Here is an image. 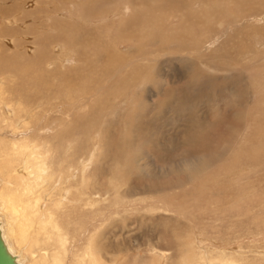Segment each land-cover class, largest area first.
I'll use <instances>...</instances> for the list:
<instances>
[{"label":"rangeland","instance_id":"1","mask_svg":"<svg viewBox=\"0 0 264 264\" xmlns=\"http://www.w3.org/2000/svg\"><path fill=\"white\" fill-rule=\"evenodd\" d=\"M0 10V79L30 113L0 124V202L38 211L26 264L62 234L66 264H264V0Z\"/></svg>","mask_w":264,"mask_h":264},{"label":"bare ground","instance_id":"2","mask_svg":"<svg viewBox=\"0 0 264 264\" xmlns=\"http://www.w3.org/2000/svg\"><path fill=\"white\" fill-rule=\"evenodd\" d=\"M195 4V3H194ZM181 5V4H180ZM2 6V5H1ZM32 5H30L31 7ZM1 11V10H0ZM50 16V15H49ZM2 17V16H1ZM116 17V16H115ZM16 18V17H15ZM146 24V23H145ZM147 25V24H146ZM147 29V28H146ZM145 29V30H146ZM145 32V31H144ZM145 34V33H144ZM153 34V33H152ZM154 35V34H153ZM151 35V36H153ZM160 35V34H159ZM147 36V35H146ZM161 36V35H160ZM155 37V35H154ZM147 38V37H146ZM153 38V37H152ZM149 40L151 39L150 38V35H149ZM157 39V38H156ZM153 40V39H152ZM165 41V40H164ZM149 42V41H148ZM147 43V42H146ZM182 44V43H181ZM1 49V47H0ZM2 50V49H1ZM2 61V60H1ZM54 65V64H53ZM52 65V66H53ZM51 67V66H50ZM37 76V75H36ZM9 78V77H7ZM39 79V78H38ZM0 124H2L3 122H5V124H11L12 121H14V119H17V118H20V117H26V116H29L30 113L28 111V109H26V106L25 104L22 103L23 101V97L21 94L17 95V100H15V95L14 94V91L12 89V87H14L15 85L13 84V82L10 84L9 82H7L6 80V77H3L2 79H0ZM13 79H10V81H12ZM27 80V79H26ZM16 81V80H15ZM35 82V81H34ZM60 85V84H59ZM25 86V85H24ZM52 87V86H51ZM35 90V89H34ZM50 91V90H49ZM56 91V90H55ZM48 92V91H46ZM38 93V92H37ZM50 93V92H49ZM52 93V92H51ZM50 93V94H51ZM56 95V93L54 94ZM57 96H60V95H57ZM70 98V97H69ZM56 99V98H55ZM60 99V98H59ZM25 101V99H24ZM43 101V100H42ZM61 101V100H60ZM59 101V103H60ZM45 103V102H44ZM48 103V102H47ZM40 104V103H39ZM46 104V103H45ZM47 105V104H46ZM58 105V104H57ZM39 106V105H38ZM50 106V105H49ZM8 107H11L12 109L8 108ZM30 107V106H29ZM37 107V106H36ZM35 108V107H34ZM45 108V107H44ZM53 108V107H52ZM55 108V107H54ZM30 109V108H29ZM37 110V109H35ZM40 110V109H39ZM38 111V110H37ZM7 112V114H6ZM35 112V111H34ZM33 112V113H34ZM40 112V111H39ZM42 112V111H41ZM14 113H15V117L10 119H8L7 115L9 117H13L14 116ZM32 113V112H31ZM33 113H32V116H33ZM47 112H45L46 114ZM50 113H52V111H50ZM62 113V112H61ZM38 114V113H37ZM48 114V113H47ZM69 114V113H68ZM67 115V114H66ZM63 116V115H61ZM43 118V117H42ZM47 118V117H46ZM35 119V118H34ZM53 119V118H52ZM29 122H27L26 124H28ZM35 122H33V125H34ZM13 124V123H12ZM17 124V123H16ZM31 125V123H30ZM15 127V124L13 125ZM18 126H21V125H18ZM29 128V127H28ZM16 129V128H15ZM18 129V128H17ZM18 145V144H16ZM15 145V149H18V147ZM22 148H24L23 153L25 151H27L28 149H30L29 147H27V145H22L21 146ZM29 151V150H28ZM45 153V152H44ZM40 154V153H39ZM23 156V155H22ZM21 156V157H22ZM25 156V155H24ZM45 157V156H44ZM29 158V157H28ZM34 158H38L37 156L34 157ZM30 159V158H29ZM19 160V159H18ZM47 160V159H45ZM49 161V160H48ZM44 162V161H43ZM47 162V161H45ZM7 164H10V162H6ZM14 164L16 163L15 161L13 162ZM52 171V170H51ZM18 173H22V171H19ZM31 177H34V174H31L30 175ZM22 180H24V183H21L22 185H28L30 184V182H32L31 180H29V178L27 177H23L20 178ZM18 181V180H17ZM2 182V181H1ZM22 182V181H20ZM27 183V184H25ZM34 184V183H33ZM2 185V184H1ZM20 186V185H19ZM37 187V186H36ZM21 188V187H20ZM22 189V188H21ZM30 191V190H29ZM17 201H18V198L17 196H11V200H10V203H9V208L6 206V203L3 202L1 203L0 202V235H1V238H2V241L4 242L9 254L15 259V262L17 264H26V260L24 259V257L22 256V250L19 252L17 251L15 248L16 246H14L13 244V240L14 238L16 237V241L19 240L21 241V243H25L28 238H29V235L32 236V233H31V229L30 228H33L31 224V220H32V217L34 216L33 213H36L38 214V211H35V207H31L30 204H28L26 206V209L25 211L22 213H19V211L17 210L16 208V204H17ZM23 206V204H22ZM5 210H9L8 213H6ZM20 209V208H19ZM11 213H15L16 216H18V221L16 219H14L12 217V215H10ZM51 216L50 219H48L49 221V224L47 225H43L44 224V221L42 220L43 222V226L44 227H48L49 225L53 226L54 229H57L59 231L60 230V227H59V222L58 221H55V216L53 213L49 214ZM36 217V215H35ZM35 219V218H34ZM38 220V219H37ZM35 222V220H34ZM39 221H37L38 223ZM41 222V223H42ZM47 223V221L45 222ZM40 225V222L38 223ZM30 226V228L28 227ZM40 227L41 229H43L44 227ZM37 229V228H36ZM18 233L20 234V236H18ZM68 234V233H67ZM66 235V234H64ZM59 239V247L57 249V251H55L54 253V256L53 258H50L49 259L51 261H45L44 259V264H66L65 263V254L66 253H63L64 251H66V244H67V239L64 238L63 234L58 236ZM66 237V236H65ZM52 239V238H50ZM23 249V248H22ZM90 249V248H89ZM93 249V248H92ZM20 250V249H19ZM90 251H92L90 249ZM25 252V251H24ZM84 252V251H83ZM86 252V251H85ZM24 254V253H23ZM85 255V253H84ZM94 255V254H93ZM93 255H91L89 252L84 256V258H81L80 260H82L85 264H103L102 262H100V259L96 258V256L94 257ZM26 257V256H25ZM68 259V258H67ZM87 259H89L87 261ZM79 260V263H81ZM67 261V260H66ZM68 262V261H67ZM213 262H211L212 264ZM229 264H234V263H229Z\"/></svg>","mask_w":264,"mask_h":264},{"label":"water","instance_id":"3","mask_svg":"<svg viewBox=\"0 0 264 264\" xmlns=\"http://www.w3.org/2000/svg\"><path fill=\"white\" fill-rule=\"evenodd\" d=\"M0 264H17L15 259L9 254L0 235Z\"/></svg>","mask_w":264,"mask_h":264}]
</instances>
